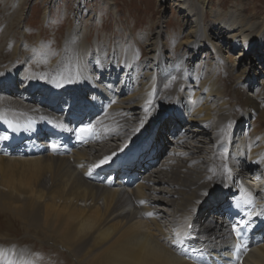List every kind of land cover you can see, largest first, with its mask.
Returning <instances> with one entry per match:
<instances>
[{"label": "bare ground", "instance_id": "obj_1", "mask_svg": "<svg viewBox=\"0 0 264 264\" xmlns=\"http://www.w3.org/2000/svg\"><path fill=\"white\" fill-rule=\"evenodd\" d=\"M199 6L203 10L207 0H200ZM196 9L191 16L196 15L197 21L182 43L186 49L168 57L158 48L147 49L144 42H135V49L103 40L106 46L98 36L96 62L92 63L87 44L89 28L82 22L72 31L69 29V38L54 56L51 49L56 47L58 32L51 42L39 36L45 39L44 44L30 47L22 57L17 42L7 53V66H1L7 59L0 49V76L8 82L5 87L0 81L2 115L16 119L30 114L52 115L54 105H58L54 101H60L61 96L68 98L73 92L75 96L71 97L83 95L89 100L105 98L110 102L102 145L66 156L0 155V214L21 222L25 230H33L34 234H28L45 245L64 249L73 264H195L176 252V242L188 233V224L192 225L190 235L209 253L226 254L231 250V255H239L233 252L237 243L229 235L230 227L220 204L225 201L224 193L231 196L242 192L264 208V132L258 130L264 127V92L259 93L261 100L239 94L242 84H249V70L253 67L245 61V55L232 68L219 65L204 76L188 68L202 29ZM226 18L221 15L227 25L217 27L216 34H228L232 43L252 34L243 51L255 48L257 54L264 17L257 27L249 19L237 25L234 17ZM107 56L111 58L106 60ZM256 56L264 69V55ZM19 58L22 61L16 63ZM151 58L154 66L146 64ZM23 64L22 82L18 85L16 71ZM96 67L99 75H95ZM123 70L125 80L116 89L109 81L112 77L118 81ZM221 73L225 76L221 77ZM132 79L138 85L122 97L127 81ZM64 82L63 93L43 94V85L59 88ZM68 85H76L81 94L67 89ZM23 92L27 93L25 97ZM164 108H171L173 114L159 123L153 134L164 138L167 134L162 132L175 127L171 147L168 149L159 139L154 141L158 148L156 162L144 171L139 168L134 186L109 188L86 180L87 171L107 165L121 151L137 145ZM242 120L247 128L242 127ZM249 126L255 133L250 140ZM108 134L110 140L106 139ZM232 134L236 137L232 138ZM149 137L152 138L150 133ZM254 141H260L259 147L253 148ZM105 157L109 159L101 164ZM252 164L257 165L250 171ZM215 194L221 198L206 204ZM204 205L205 209H200ZM239 257H243L237 261L239 264H264V244Z\"/></svg>", "mask_w": 264, "mask_h": 264}, {"label": "rangeland", "instance_id": "obj_2", "mask_svg": "<svg viewBox=\"0 0 264 264\" xmlns=\"http://www.w3.org/2000/svg\"><path fill=\"white\" fill-rule=\"evenodd\" d=\"M199 5L200 0H0V49L4 50V58L7 59L6 63L1 66L10 64L7 53L10 54L17 42H19L18 53L22 57L25 52L30 51V47L36 48L37 44H44L45 39L46 41H53L56 32H58V42L56 43L58 48L56 49L54 46L51 49L54 56L59 46L69 38V29L72 31L77 24L79 26L80 22L89 28V42L87 44L90 48L89 53L90 57H92V63L96 62V48L100 40L102 42L106 40L111 43L116 41L121 46L132 45L133 48L136 47L135 42L142 44L144 42L148 45L147 49L158 48L160 52L168 57L176 53L175 51H181V48L182 51L186 49L182 43L197 21L196 15L191 16L197 8L196 10L200 12L201 36L199 45L196 48L197 52L194 53L192 60L189 61L188 68L191 67V70L196 72L198 70L199 74L204 76L210 74L213 70H217L219 65L222 68L224 66L228 69L232 68L233 63L239 62L240 58L245 55V61L252 64L253 67L249 70V84H242L239 94H250L257 100H261L259 93L264 92V69L257 60L256 55L260 54L261 57L264 55V29L260 32L262 41L260 46H258L257 54L255 53V48L249 51L247 47V50L243 51L244 43L249 42L252 34L247 33L248 36H245V39L238 38L236 43H232L228 40V34L219 37L216 32L217 27L227 25L225 24V18L221 21V15H226L229 19L234 17L233 20L237 25H240L239 21L249 19L257 27L259 19L264 17V0H207V6L203 10L200 9ZM244 8H246V11H243ZM220 22L221 25H219ZM24 29L27 30L25 31ZM120 32H122V35L119 37ZM39 36H44L45 39L42 38L41 40ZM102 45L107 46L104 42ZM215 55L221 60L217 61V56ZM110 58L107 56L106 60ZM20 59L16 63H20L22 61ZM146 64L154 66V60L151 58L150 62ZM113 65L114 69H117L118 61ZM23 69L24 64L16 71L18 85L22 82ZM148 72L151 73L152 70H148ZM121 74L124 76V70L121 71ZM121 74L118 77V81L117 79L113 80L112 85L116 89L122 84ZM95 75H99L98 67H96ZM59 76L63 77L61 74ZM224 76L225 74L221 73V77ZM0 81L5 87L8 84L2 76H0ZM98 81L100 82V80ZM128 83L129 85H127L122 97H127L132 92L133 87L138 85L133 79L127 81ZM47 84L49 85V83ZM100 84L105 88L103 83ZM48 85L45 84L42 87ZM51 86L58 88L57 85ZM232 86L235 87V84H232ZM66 88L76 90L73 85ZM76 91L81 94L79 88ZM183 92L185 93L186 90L184 89ZM54 93H47V95H53ZM22 94L24 96L27 95L25 92ZM43 94L45 95V93ZM82 97L84 96L82 95L78 99H82ZM75 99L76 97L68 96L67 98L66 96H61L60 101L55 100L54 103H62L64 106H68V104L74 103ZM241 110L239 109V111ZM171 111V108L162 109L160 116L166 114L162 116L164 117L162 120L168 118L170 116L169 113H172ZM157 119L156 115L154 121H157ZM242 122H244L242 127L247 128L246 121L242 120ZM180 123L181 126L179 128L183 125L182 122ZM249 127L250 133L247 134V139L250 140L255 133L252 131V127ZM258 130L264 132V127L258 128ZM162 136L159 135L157 137L161 138ZM233 137H236V135L232 134ZM162 140H167V136L165 135ZM259 145L260 141H254L253 148H257ZM161 159L162 157L160 156L158 161H161ZM246 159H248V156H246ZM256 165H250V171ZM215 195H210L211 198L206 204L219 197L221 198V196ZM200 209L204 210L205 205ZM12 220H7L3 213L0 214V264H73V258L68 257L64 249L59 246L51 247L45 245L29 235L33 233V230H27L26 228L27 232L22 227L21 222L17 220L12 222ZM218 220L219 218H216V221Z\"/></svg>", "mask_w": 264, "mask_h": 264}, {"label": "snow or ice", "instance_id": "obj_3", "mask_svg": "<svg viewBox=\"0 0 264 264\" xmlns=\"http://www.w3.org/2000/svg\"><path fill=\"white\" fill-rule=\"evenodd\" d=\"M90 131H91V127H90V126L80 129V132H81V133H86V132H90ZM3 138L6 139V137H3ZM53 147H55V145H53ZM108 159H109V157H105L104 160H102L100 163L103 164V163H105ZM141 203H143V201H141ZM149 215H150V213H149ZM236 235L239 236V235H240V232L237 231V232H236Z\"/></svg>", "mask_w": 264, "mask_h": 264}]
</instances>
